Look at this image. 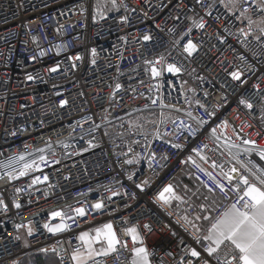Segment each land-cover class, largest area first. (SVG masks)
<instances>
[{
	"label": "built area",
	"instance_id": "2783aa9c",
	"mask_svg": "<svg viewBox=\"0 0 264 264\" xmlns=\"http://www.w3.org/2000/svg\"><path fill=\"white\" fill-rule=\"evenodd\" d=\"M201 19L202 29L193 24ZM261 29L264 0H116L115 5L111 0H0V161L47 158L40 170L17 180L0 169V200L7 206H0V264H18L36 252L75 264L79 234L105 223L113 224L127 248L96 257L100 264H131L132 250L140 246L148 249L150 264L223 260L205 252L207 231L197 232L184 221L197 209L187 195L178 194L177 181L191 175L200 188H212L209 193L219 199L215 217L238 201L232 189L239 175L255 182L223 141L227 137L243 149L252 147L243 144L250 139L264 150ZM188 40L197 46L192 55L185 51ZM168 64L180 72H168ZM152 67L161 70L159 77ZM235 71L241 72L240 81L232 78ZM181 121L199 131L192 135ZM239 160L264 168L257 150L241 151ZM212 161L223 164L225 172L237 168L232 185ZM45 175L47 181L32 183ZM169 184L183 202L159 200ZM97 202L104 204L102 210L93 208ZM78 208L87 215L76 216ZM55 211L63 216L53 219ZM69 216L75 219L67 220L66 231L53 234L44 227ZM131 227L143 245L127 235ZM192 248L201 253L199 260L191 256Z\"/></svg>",
	"mask_w": 264,
	"mask_h": 264
},
{
	"label": "snow or ice",
	"instance_id": "6c2138e0",
	"mask_svg": "<svg viewBox=\"0 0 264 264\" xmlns=\"http://www.w3.org/2000/svg\"><path fill=\"white\" fill-rule=\"evenodd\" d=\"M202 2V0H201ZM233 3L238 2V0H232ZM113 5L116 4V0H111ZM98 15L103 17V12H98ZM193 24L197 28H204V21L201 19L199 22L193 21ZM264 31V29H261ZM145 40L150 39V37L145 36ZM185 51L192 55L197 51V46L191 40H188ZM92 55L95 56V49L92 50ZM80 59V57H77ZM163 59V57H161ZM95 63V60H93ZM156 63H159L157 61ZM57 69L52 68L51 71L55 72ZM166 70L170 73H179L180 69L176 67L174 64H168ZM152 75L154 77H159L161 75V70H158L156 67L151 68ZM231 76L234 80H241V72L235 71L231 73ZM32 79V77H29ZM243 82V81H242ZM117 89L120 88V85L116 86ZM157 101L154 99L152 103L155 104ZM63 103H67L64 101ZM241 103L245 104L247 108H252L251 103H247L246 101H241ZM162 107L164 105L162 104ZM191 115V114H189ZM211 115V113H210ZM198 124H204L206 121L198 120ZM175 123V122H174ZM181 126L185 131L191 130V134L195 135L199 129H192V126L189 124L187 126L183 125V121L180 122ZM221 128H227V121L220 125ZM213 137L220 141L221 137L217 135L216 129L212 130ZM159 136V133H156ZM243 144L251 145L252 147L241 149L240 145L231 141L227 137L224 138L223 147L227 151L228 155L236 160L237 163H240L242 167H245L250 175L253 177L255 182L250 181L248 176L239 175L238 182L235 184L232 189L236 193L239 194L238 201L236 203H232L230 207H228L224 212H222L218 217L212 218L209 216H205L204 219L211 221V226L208 228L207 233L202 238L203 241H207V246L205 247V252L209 257H219L220 255L224 256L223 260L218 259V264H264V168H257L255 165L249 167L248 164H244L239 160V156L241 151L244 153H251L254 150L258 151V155L261 160H264V150H258L256 148V142L250 139H244ZM172 147L181 149L182 146L180 144H173ZM204 148H207V145H204ZM38 151L43 152L44 149H39ZM196 155L200 157L205 163H208V160L205 156L201 155L200 150H195ZM192 161L196 167H200L196 164V161L192 159V157L188 158ZM21 162H23L21 164ZM59 161H57L58 163ZM47 163V158L45 156H41L39 161L33 159L32 161H27L24 155L10 157L6 161H0V169L6 170V174L12 180L20 179L21 177L27 176L30 171L40 170L39 164ZM126 163H133L132 160L126 161ZM251 164V161L248 162ZM20 164L19 167L16 165ZM212 168H219L220 174L228 181L229 185H232L233 180L236 177L233 175L237 173L238 170L235 167L229 169V171H224L223 164H217L215 161L211 162ZM201 171L205 172V174L215 181V178L212 176L211 172H207L205 169L200 168ZM0 178H3L0 176ZM131 179V177H129ZM43 181H47L48 177L45 175L41 179V177H36L32 183H40ZM147 183V181H145ZM216 188H218L221 192L228 194L229 189L225 187L224 184L219 181H215ZM143 190L141 185H137ZM20 189H18L19 191ZM209 192H212L213 189L209 188ZM159 200L165 204L169 205L172 201H181L182 198L175 193V190L171 184L166 186L163 191L159 194ZM240 201H243L242 205L239 204ZM0 206H3L5 209L6 205L3 204V201L0 200ZM17 208L20 207L19 204L15 205ZM93 208L97 211L102 210L104 208V204L102 202H97L93 205ZM53 219L56 217H61L63 214L61 212L55 211L51 213ZM87 215V210L84 208L76 209V216L83 218ZM75 219V217H66L60 223L55 225L45 224L44 227L51 233L56 234L69 229V224L67 220ZM196 220L201 219L200 216L195 218ZM184 220L188 224H193L191 220L188 219L187 216L184 217ZM145 227H148L147 225ZM195 227V225H193ZM196 231H199V228H196ZM94 233V234H93ZM126 233L131 237V240L134 244L143 245V240L140 237L139 231L136 227H131L126 229ZM32 234V229L29 227V235ZM195 235V233H194ZM19 238V237H18ZM78 239L81 241V246H83V250L81 246H77L72 253V260L75 261V264H89L90 261L93 264H100L95 258L99 256H108L110 254L116 253L119 247L127 248V242L121 241L117 235L115 228L112 223H105L99 227H96L92 230V232H83L79 235ZM197 242H201L199 237L196 238ZM99 245V247H96ZM224 247L226 251L221 253V248ZM47 251V249H44ZM55 251V249H53ZM134 257L131 261V264H150L149 260V252L146 247L140 246L135 247L133 250ZM231 255V259H228V255ZM190 254L192 257L200 259L201 253L192 248L190 250ZM203 264H210L209 261L205 260Z\"/></svg>",
	"mask_w": 264,
	"mask_h": 264
},
{
	"label": "crops",
	"instance_id": "0c3cea01",
	"mask_svg": "<svg viewBox=\"0 0 264 264\" xmlns=\"http://www.w3.org/2000/svg\"><path fill=\"white\" fill-rule=\"evenodd\" d=\"M177 192L179 195H187L188 198L191 199L192 205L197 209V214L195 216H183V219L185 216H187L188 219L193 222V224H188L185 220L184 221L194 230H196V228H199V231L201 232L207 231L211 226V221L204 219V217L209 216L213 219L216 218L214 216V208L219 202L218 197L200 188L196 182L191 183V180L188 178V176L184 179H181L177 183ZM194 192H198L197 196L193 195ZM197 216H200L201 219L196 220L195 218ZM193 225H195V227H193ZM83 232H81L80 234H82Z\"/></svg>",
	"mask_w": 264,
	"mask_h": 264
},
{
	"label": "trees",
	"instance_id": "16d2710c",
	"mask_svg": "<svg viewBox=\"0 0 264 264\" xmlns=\"http://www.w3.org/2000/svg\"><path fill=\"white\" fill-rule=\"evenodd\" d=\"M191 180V183H195V180L191 175H184L177 183L187 177ZM214 217V216H213ZM18 264H60L53 253H32L24 257Z\"/></svg>",
	"mask_w": 264,
	"mask_h": 264
},
{
	"label": "rangeland",
	"instance_id": "374dc122",
	"mask_svg": "<svg viewBox=\"0 0 264 264\" xmlns=\"http://www.w3.org/2000/svg\"><path fill=\"white\" fill-rule=\"evenodd\" d=\"M101 225H103V224H101ZM101 225H99V226H101ZM99 226H97V227H99ZM94 234V233H93ZM96 247H99V245H96Z\"/></svg>",
	"mask_w": 264,
	"mask_h": 264
}]
</instances>
